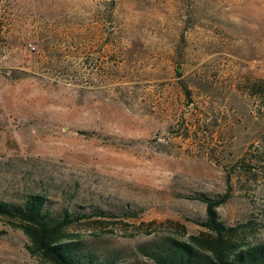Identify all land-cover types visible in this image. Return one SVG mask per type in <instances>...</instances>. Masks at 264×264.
Instances as JSON below:
<instances>
[{"label": "rangeland", "instance_id": "374dc122", "mask_svg": "<svg viewBox=\"0 0 264 264\" xmlns=\"http://www.w3.org/2000/svg\"><path fill=\"white\" fill-rule=\"evenodd\" d=\"M260 80L264 0H0V199L99 211L65 230L140 264L226 190L218 218L264 244ZM27 243L0 217V264H52Z\"/></svg>", "mask_w": 264, "mask_h": 264}, {"label": "trees", "instance_id": "16d2710c", "mask_svg": "<svg viewBox=\"0 0 264 264\" xmlns=\"http://www.w3.org/2000/svg\"><path fill=\"white\" fill-rule=\"evenodd\" d=\"M181 87L188 93L183 83ZM249 87L253 91L261 88L256 81ZM194 197L204 204V218L195 221L202 230L184 238L168 234L150 236L137 247L145 256L140 264H264V244L250 242L241 234L238 224H225L217 216L216 206L226 200L228 191L215 196L197 192ZM99 215L103 214H75L67 209L54 213L39 192L27 193L19 202L0 199V217L27 237L31 254L52 264H116L111 257L82 248L74 233L65 230L81 218Z\"/></svg>", "mask_w": 264, "mask_h": 264}]
</instances>
